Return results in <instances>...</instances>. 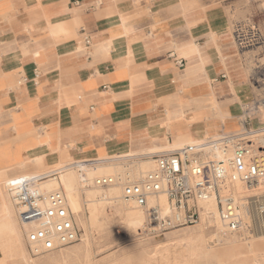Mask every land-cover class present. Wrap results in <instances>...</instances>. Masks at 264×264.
Wrapping results in <instances>:
<instances>
[{"label": "crops", "instance_id": "obj_1", "mask_svg": "<svg viewBox=\"0 0 264 264\" xmlns=\"http://www.w3.org/2000/svg\"><path fill=\"white\" fill-rule=\"evenodd\" d=\"M249 1L0 0L2 175L238 130Z\"/></svg>", "mask_w": 264, "mask_h": 264}, {"label": "built area", "instance_id": "obj_2", "mask_svg": "<svg viewBox=\"0 0 264 264\" xmlns=\"http://www.w3.org/2000/svg\"><path fill=\"white\" fill-rule=\"evenodd\" d=\"M231 39L237 56H242L261 42V34L245 20L233 24ZM84 41L89 45V40ZM177 65L182 66L180 62ZM248 81L257 94L251 95L238 117L237 131L209 136L198 145L154 154V168L137 181L123 185L122 200L145 212L144 233L159 236L199 225L205 213L203 204L209 200L215 203L222 234L264 232V192L258 191L264 188V124L259 125L264 123L259 114L260 108L264 109V73L252 74ZM42 180L18 178L5 184L19 222L31 226L25 241L32 253L33 247L50 252L79 240L63 193H43L39 187ZM115 182V178L95 180L100 187ZM236 184L249 193L241 205L234 198ZM160 196L165 197L164 206L156 202ZM241 206L245 216L240 213Z\"/></svg>", "mask_w": 264, "mask_h": 264}, {"label": "bare ground", "instance_id": "obj_3", "mask_svg": "<svg viewBox=\"0 0 264 264\" xmlns=\"http://www.w3.org/2000/svg\"><path fill=\"white\" fill-rule=\"evenodd\" d=\"M259 49L264 51V37L262 35L261 42L243 52V54H247L249 57H255ZM262 60H264V57ZM240 90L241 88L234 89L235 94L238 95ZM213 107H215L214 104ZM235 109L240 113L243 111L242 104L238 100L235 103ZM259 114L263 120V108H260ZM262 124L264 123H259V125ZM257 125L255 123V126ZM259 127L262 128V126ZM205 139L198 137L196 139L191 138L187 143L173 142L164 152L174 151L188 144L198 145L203 143ZM152 154H154L152 151L145 152L141 155L119 153L110 158L54 164L49 168L32 173L20 172L7 177L0 172V183L3 182V186L0 188V247L2 246L3 235L6 234L10 239L8 254L4 255L2 253L0 261L3 264H6L8 261H21L25 264H31V261H29L26 255L23 243L25 234L31 226L21 224L17 219L18 211L12 201L11 194L6 189V183L18 178L43 179L39 183V187L43 193L60 190L65 197L66 207L72 213L74 223L82 234L81 244L78 247L68 250L63 255H78L80 252L84 253L85 248L88 246V226H93L100 230L103 224L101 223L102 220H105L109 215L118 216V218L122 217L126 227L133 233L144 230L146 226L145 212L135 207L132 203L124 202L121 196L123 185L126 182L137 181L142 175L154 168V162L151 159ZM124 161L131 162L123 163ZM98 178H115L116 182L111 186L100 187L95 184V180ZM258 191L264 192V188H260ZM248 194L240 184L235 185L234 198L236 203L239 205L243 204ZM156 202L164 206L166 202L165 197L160 196ZM203 207L205 213L201 215L200 225L197 230L173 233L167 236L163 242L143 244L140 249L141 263L161 260L167 263L172 261L174 264H194L213 254L215 247L211 246L206 240L204 231L209 230L213 232L215 242L223 244V238L220 236L221 225L214 201L209 200L203 204ZM240 213L242 216H245L246 212L242 206ZM229 237L242 244L240 246L233 243V247L225 251L230 256L236 255L244 249L252 248V240L245 233L229 235ZM253 238H264V232H256ZM33 252L36 254L42 253L39 248L35 247H33ZM252 264H264V252L262 255L257 256Z\"/></svg>", "mask_w": 264, "mask_h": 264}, {"label": "rangeland", "instance_id": "obj_4", "mask_svg": "<svg viewBox=\"0 0 264 264\" xmlns=\"http://www.w3.org/2000/svg\"><path fill=\"white\" fill-rule=\"evenodd\" d=\"M245 20H249L257 28L262 37H264V0H250L245 7L237 11L236 15H232L233 24L235 22ZM263 57L264 51L262 49H259L255 57H249V55L247 54L238 56L239 60L244 65L248 76L256 73H264V60L261 61ZM247 88H249V93L251 95L253 93L257 94V91L255 90V88H253L252 84H250L248 78ZM249 97L251 98V96ZM208 137L209 136H203V138ZM112 156L103 155L101 157L88 160H97L108 157L110 158ZM130 162L131 161H124L123 163ZM0 184L1 188L3 186V182H1ZM122 220V217L118 218V216L109 215L105 220H102L101 223L103 224L100 230L96 229L93 226H88V246L85 248L84 253L80 252L78 255H63L68 250L78 247L81 244L82 234L79 231L78 227H76V229L79 234V240L70 246L63 247L56 251L36 254L30 251L24 237V249L29 261H31V264H171L172 261L167 263L161 260H155L150 263H141V246L146 243L163 242L165 241L167 236H170L173 233L197 230L198 226L200 225L199 224L195 227L171 230L163 233L162 235L156 236L144 233L145 227L144 230L133 233L126 227L124 220ZM204 234L206 236V240L210 243V245L215 247V251L204 260L196 262L194 264H252L254 260H256V257L262 255L264 252V238L254 239L253 237L256 233H245L246 236L252 240V248L244 249L240 253L232 256H230L225 251L230 250L231 247H233V243L241 246L242 244L238 243L237 240H233L229 237V235H224L221 232L220 236L223 238L222 244L219 242H215L213 232L205 230ZM1 245L0 257L2 256V253L4 255L8 254L7 251L10 246V239L6 234L3 235ZM0 264L3 263L0 261ZM6 264L25 263L21 261H8ZM172 264H174V262Z\"/></svg>", "mask_w": 264, "mask_h": 264}]
</instances>
